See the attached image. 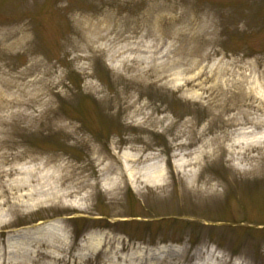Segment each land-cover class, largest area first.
<instances>
[{"label":"rangeland","instance_id":"rangeland-1","mask_svg":"<svg viewBox=\"0 0 264 264\" xmlns=\"http://www.w3.org/2000/svg\"><path fill=\"white\" fill-rule=\"evenodd\" d=\"M42 165L35 264H264V0H0V172Z\"/></svg>","mask_w":264,"mask_h":264},{"label":"bare ground","instance_id":"bare-ground-1","mask_svg":"<svg viewBox=\"0 0 264 264\" xmlns=\"http://www.w3.org/2000/svg\"><path fill=\"white\" fill-rule=\"evenodd\" d=\"M190 84L201 85L200 82H191ZM206 89L210 91L211 87H207ZM45 168L46 165L25 169L13 166L9 170L0 172V178L13 176L12 184L10 185L11 190L7 188L0 189V217L14 213L22 206L32 205L39 199L40 195L46 196L50 194L48 188L50 185L48 182L50 181L48 180L52 177ZM22 174L24 175L23 177L21 176ZM63 229L61 222H57L51 225L37 226L34 231L28 230L25 233L26 240H23L27 247H22L15 242H11L10 240H14V238L10 234L6 237V240L2 239L4 230L1 229L0 264H35L41 259L45 260L53 257L56 253L63 251V247L61 246L65 242ZM6 255L15 256L16 261L6 262ZM221 259H223V256ZM203 264H217V262H211L208 258Z\"/></svg>","mask_w":264,"mask_h":264}]
</instances>
